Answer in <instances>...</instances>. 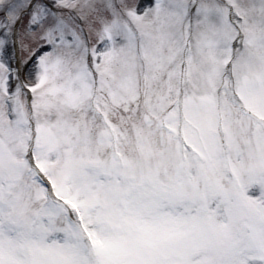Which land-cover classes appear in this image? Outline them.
I'll return each instance as SVG.
<instances>
[{
    "label": "snow or ice",
    "instance_id": "obj_1",
    "mask_svg": "<svg viewBox=\"0 0 264 264\" xmlns=\"http://www.w3.org/2000/svg\"><path fill=\"white\" fill-rule=\"evenodd\" d=\"M0 264H264V0H0Z\"/></svg>",
    "mask_w": 264,
    "mask_h": 264
}]
</instances>
